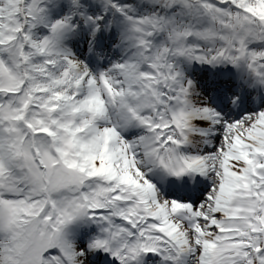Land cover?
<instances>
[{"label": "snow or ice", "instance_id": "obj_1", "mask_svg": "<svg viewBox=\"0 0 264 264\" xmlns=\"http://www.w3.org/2000/svg\"><path fill=\"white\" fill-rule=\"evenodd\" d=\"M0 264H264V0H0Z\"/></svg>", "mask_w": 264, "mask_h": 264}]
</instances>
